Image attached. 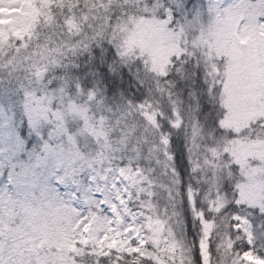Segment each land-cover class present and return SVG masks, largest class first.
<instances>
[{
    "label": "snow or ice",
    "instance_id": "snow-or-ice-1",
    "mask_svg": "<svg viewBox=\"0 0 264 264\" xmlns=\"http://www.w3.org/2000/svg\"><path fill=\"white\" fill-rule=\"evenodd\" d=\"M100 10L50 54L0 61V264H53L54 221L76 241L74 264H157L143 238L147 193L130 183H148L145 151L185 194V264H205L206 236L207 264L218 260L210 226L224 217L229 240L241 237L233 250L264 259V187L245 199L257 177L229 144H264V0H103ZM238 85L257 102L239 132L224 126ZM201 180L215 189L204 207Z\"/></svg>",
    "mask_w": 264,
    "mask_h": 264
},
{
    "label": "rangeland",
    "instance_id": "rangeland-1",
    "mask_svg": "<svg viewBox=\"0 0 264 264\" xmlns=\"http://www.w3.org/2000/svg\"><path fill=\"white\" fill-rule=\"evenodd\" d=\"M54 1L59 2L61 0H0V39L7 38L11 34L18 40H22L25 37L28 38V41L19 47L0 46V61L12 58L19 61L36 51L42 54H50L51 51L57 50V45L63 43L66 37L63 31L56 36L47 35L43 38L35 37V40H32L33 36L29 35L31 25L34 23L36 25V22H39L42 18L39 17L41 14H43L44 21L48 22L51 20L52 17L48 16V13L42 12ZM92 22L93 19L91 20V23ZM37 34L39 35L41 32L37 31ZM3 42V40H0V45H3ZM161 103H163V105L166 104V102L161 101L159 103L160 106H163ZM256 104V98L252 95L250 86L238 85L237 90L226 104V107L229 108V112L224 117V126L226 128H232L237 132L247 127L248 120L257 110ZM141 129L143 135L147 137L149 141H152L154 138H159L158 136L154 137L153 130L146 125H141ZM178 134L179 140H177L183 143L185 139L183 133L181 132ZM207 142L211 143V141ZM229 144L230 152L240 162L241 169H247L248 171L246 174L249 176H252L254 173L256 174L257 178L255 179V183L245 186L243 193L245 199L250 202L254 201L260 195L256 189L264 187V178H260V173L264 172V144L248 142L246 137L230 141ZM193 151L196 153L193 159H196L197 156L203 159L205 154L203 143H201L199 149H193ZM140 157L141 160L146 163L150 176H152L154 182L151 193L152 205L155 211H158V214H160V219L164 216V220H157L153 223V228L156 230V244L162 247V252L164 254H178L179 258L183 261L182 264H185L189 244L181 224L177 223V217H179L180 221L184 220L182 215L184 209L181 204L182 197L185 194L182 189L178 190V185L170 174L165 176L162 174L161 170H154L155 166L150 163L151 160L155 159L154 156H150L149 153L145 151L140 154ZM145 157H147V159H145ZM249 157L261 161V163L253 168L250 165ZM136 181L135 174H133L130 183L133 184ZM192 187L193 189L198 188L200 191L198 199L201 207L206 206L208 201L215 194V189L210 188L209 184L205 183L203 180L199 183L193 181ZM161 221L164 223H161ZM54 224L61 225L58 221H54ZM210 227L213 229V242L216 244V251L219 257L218 260L214 258L213 264H240L239 260L236 262L230 260L231 256L229 254L232 251V244L229 240L230 234L227 217L218 219L217 224L211 225ZM253 239H259V237H253L250 234L249 240L251 241ZM71 242L76 245V241L63 226L61 235L58 236L56 233L54 238L49 230L50 248L53 245H57L58 247V249L55 248L57 251H54L50 257L53 264H73L67 260L64 252L65 248H68ZM201 251L204 254L205 264H207L209 256L207 236L205 237L204 243L201 244ZM229 260L231 262H229ZM245 261L246 264H264V259L254 254L246 257Z\"/></svg>",
    "mask_w": 264,
    "mask_h": 264
},
{
    "label": "trees",
    "instance_id": "trees-1",
    "mask_svg": "<svg viewBox=\"0 0 264 264\" xmlns=\"http://www.w3.org/2000/svg\"><path fill=\"white\" fill-rule=\"evenodd\" d=\"M103 3V0H61V1H54L52 2L48 8L43 11L42 13H48V16L52 17L50 21L46 22L43 19V14H41L39 17H42L39 22H36L31 25V29L29 32V35L33 36L32 40H35V37L43 38L47 35H59L60 32H64L66 35L65 39H70L73 35H76L79 33L81 28L85 24L91 23V20L94 19L98 15H103V13L100 10V5ZM79 5V7H78ZM34 26V27H33ZM66 31H65V27ZM63 27V28H62ZM37 31H40L41 34H37ZM0 40H3V47H19L23 43L28 41V38L25 37L22 40H19L20 42L17 43L18 39H15L14 36L11 34L7 38H2ZM33 42V41H32ZM163 105V103H161ZM158 107L161 110L166 111L167 110V104H164L163 106L158 105ZM176 138L178 139L179 134L173 133ZM179 140V139H178ZM141 168L143 170L144 176L147 177L148 183L147 184H141L140 180L134 182L132 185L135 187L140 193H147V195H142V199L146 202L148 210L150 211V220L149 223L146 225L148 228V235L145 236L146 242H150L152 245L151 252L148 254L152 256L153 259L157 261V264H182V260L179 258L178 254H164L162 252V247L160 245L156 244L155 237H156V230L153 228V223L157 220H164V216L160 219V214H158V211H155L154 206L152 205L151 199H152V190H153V179L152 176H150L148 167L146 163L141 160ZM136 177V175H135ZM186 179V178H185ZM184 220L187 219V217H184ZM229 227V225H228ZM50 233L52 237H55V234L57 233L58 236L62 233V226L58 224H54V222L49 227ZM229 234H230V228H229ZM188 244L191 243V237H187ZM241 237L237 236L234 240H230V243H236L237 241H240ZM57 241V240H56ZM60 241V240H59ZM205 241V239H204ZM202 242V244L204 243ZM256 247H260L259 245H256ZM51 248H57V245H53ZM57 249L55 251H57ZM60 249V248H59ZM230 252V260H233L232 262L240 261L241 259L245 260L246 257L254 254L256 255L255 251L250 249L248 252H245L243 257L240 256L239 251L233 250L231 248ZM79 250L76 248V245L71 242L68 248H65V256L67 260L74 264L72 256L70 253L72 252H78ZM257 256V255H256ZM229 260V262H231ZM163 261V262H162Z\"/></svg>",
    "mask_w": 264,
    "mask_h": 264
}]
</instances>
